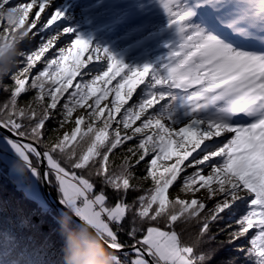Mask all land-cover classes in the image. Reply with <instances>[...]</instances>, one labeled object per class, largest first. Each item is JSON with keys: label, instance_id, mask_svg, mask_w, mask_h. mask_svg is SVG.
Wrapping results in <instances>:
<instances>
[{"label": "snow or ice", "instance_id": "1", "mask_svg": "<svg viewBox=\"0 0 264 264\" xmlns=\"http://www.w3.org/2000/svg\"><path fill=\"white\" fill-rule=\"evenodd\" d=\"M161 3L176 39L133 69L55 30L53 0H0V140L84 257L98 237L115 264H264V0Z\"/></svg>", "mask_w": 264, "mask_h": 264}, {"label": "trees", "instance_id": "2", "mask_svg": "<svg viewBox=\"0 0 264 264\" xmlns=\"http://www.w3.org/2000/svg\"><path fill=\"white\" fill-rule=\"evenodd\" d=\"M51 187L58 196L54 184ZM47 206L17 183L10 165L0 159V264H64L66 231L78 227ZM212 231H217L216 225ZM255 231L251 229L250 233ZM81 237L79 230L70 241L74 251ZM219 240H225V236L220 234ZM223 254L227 255V250Z\"/></svg>", "mask_w": 264, "mask_h": 264}, {"label": "rangeland", "instance_id": "3", "mask_svg": "<svg viewBox=\"0 0 264 264\" xmlns=\"http://www.w3.org/2000/svg\"><path fill=\"white\" fill-rule=\"evenodd\" d=\"M138 1H140V3H141V1H143V0H138ZM10 2L14 3V4L21 3L19 0H10ZM155 3H160L162 5L161 0H155ZM141 6L144 7L143 4H141ZM121 7H123V9L126 10V6L124 4L121 5ZM158 9L160 10V12L158 14H155V17L158 16L159 18L164 17V19L165 18L169 19L167 13L165 12V10L162 6L158 7ZM52 10H53V12L61 11L63 13L62 18L57 22V24H59V26L56 27L55 30L59 31V30H62L64 28L70 27L73 29L72 35L74 38L80 37V38L90 40L89 38L84 36V34L86 33L85 30L80 29L79 31H77V28L80 25L84 26L83 22L84 23H86V22L84 19H82L79 16V14L77 15V11L75 10V2L73 0H53ZM35 11H36V9L33 10V13ZM42 17H43V14H42ZM31 18H32V14H31ZM140 22H141V19H140ZM107 29H111V28L108 26ZM143 29H144V31H142V33H141V36H142L141 39H139V35H136L133 38V40L130 41L129 43H124V41L122 42L121 47L125 46V48L123 50H125V49L130 50L131 49V51L133 53L132 58L121 59L117 56L116 53H112L110 55L115 56L118 60H120L123 63H125L126 65H128L129 68H133V69L137 68V67H143L145 64H148L149 61H157L158 62L162 58V56L158 53L157 47L153 43L154 34L156 31H153L152 27H149L148 25H145V24H144ZM65 35H68V34H65ZM35 39L39 40L40 37L37 36ZM90 41L94 47H99V46H97V44L93 43L92 40H90ZM142 41H145L148 43V48L151 47L150 51H149V49L145 51V49H143V46H140V43H142ZM145 47H147V46H145ZM100 48H102V47H100ZM138 48H140V49H138ZM84 55L86 56L87 52H85ZM138 58L141 61L140 60L135 61V59H138ZM81 59H83V56L81 57ZM37 66H39V64ZM117 79H119V77ZM111 86L112 85H108V87H111ZM139 86H141V85H137L136 87L139 88ZM133 95H135V93ZM109 99H112V97L110 96ZM129 102H131V101H129ZM79 114H80V112H77L75 115H79ZM5 155L9 158L7 164L10 165L11 176L15 179V181L17 183H19L20 185H24L23 177H22L21 173L15 167L17 162H19L22 166H24L23 161L20 160L19 156L11 148L9 143H7L4 140H0V156L3 157ZM24 171L28 172L29 179L32 182L31 189L28 188V190L31 191L33 195H36V199L39 200V202L41 204H45L46 199H45V196L43 194V189H42L41 179H40L41 177L34 175L33 172L30 171L26 166H25Z\"/></svg>", "mask_w": 264, "mask_h": 264}, {"label": "clouds", "instance_id": "4", "mask_svg": "<svg viewBox=\"0 0 264 264\" xmlns=\"http://www.w3.org/2000/svg\"><path fill=\"white\" fill-rule=\"evenodd\" d=\"M15 55L20 56L23 55V53L19 49H17ZM81 227L86 226L82 225ZM80 228L66 231L64 264H115V261L112 258L113 254L104 247V244L98 237L95 238L96 247L94 251L87 257H84L80 251H74L72 249L70 241L74 239Z\"/></svg>", "mask_w": 264, "mask_h": 264}, {"label": "water", "instance_id": "5", "mask_svg": "<svg viewBox=\"0 0 264 264\" xmlns=\"http://www.w3.org/2000/svg\"><path fill=\"white\" fill-rule=\"evenodd\" d=\"M46 162H42L40 165H38V167L41 169V171H43L44 167H45ZM41 179V185H42V189H43V194L45 196L46 201L57 211V213L65 218L66 220H68L69 222H71L72 224L76 225L78 228H80L82 225L80 224L79 220L77 218H75L71 213L70 210L66 207H64L61 203H60V199L59 197L56 195V193L53 191L51 184L49 182H47L46 180ZM85 227H81L80 230L83 233V229Z\"/></svg>", "mask_w": 264, "mask_h": 264}, {"label": "bare ground", "instance_id": "6", "mask_svg": "<svg viewBox=\"0 0 264 264\" xmlns=\"http://www.w3.org/2000/svg\"><path fill=\"white\" fill-rule=\"evenodd\" d=\"M19 1L22 2V0H19ZM33 10H35V9H33ZM31 14H32V13H30V16H29L30 19H31Z\"/></svg>", "mask_w": 264, "mask_h": 264}]
</instances>
